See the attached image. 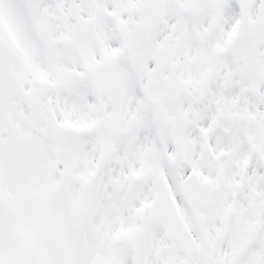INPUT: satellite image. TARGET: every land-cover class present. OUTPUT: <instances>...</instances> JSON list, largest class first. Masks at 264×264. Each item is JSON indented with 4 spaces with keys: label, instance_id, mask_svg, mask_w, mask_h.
I'll return each instance as SVG.
<instances>
[{
    "label": "snow or ice",
    "instance_id": "obj_1",
    "mask_svg": "<svg viewBox=\"0 0 264 264\" xmlns=\"http://www.w3.org/2000/svg\"><path fill=\"white\" fill-rule=\"evenodd\" d=\"M0 264H264V0H0Z\"/></svg>",
    "mask_w": 264,
    "mask_h": 264
}]
</instances>
